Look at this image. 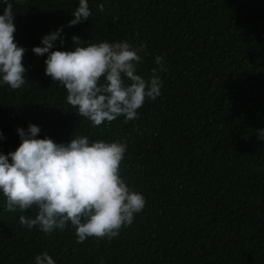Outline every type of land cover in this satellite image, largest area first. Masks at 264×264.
Segmentation results:
<instances>
[{
    "label": "trees",
    "instance_id": "1",
    "mask_svg": "<svg viewBox=\"0 0 264 264\" xmlns=\"http://www.w3.org/2000/svg\"><path fill=\"white\" fill-rule=\"evenodd\" d=\"M12 2L27 71L20 89L0 83V153L29 124L56 143L126 142L120 175L146 205L117 237L79 243L70 223L50 235L22 226L36 208L7 211L0 192V264H36L44 252L55 264H264V0H89L91 16L72 27L80 0ZM61 25L65 43L52 51L72 50L73 36L127 41L145 79L162 55L161 95L135 120L93 126L45 74L47 54L32 51Z\"/></svg>",
    "mask_w": 264,
    "mask_h": 264
},
{
    "label": "clouds",
    "instance_id": "2",
    "mask_svg": "<svg viewBox=\"0 0 264 264\" xmlns=\"http://www.w3.org/2000/svg\"><path fill=\"white\" fill-rule=\"evenodd\" d=\"M3 3L7 6L0 15V83L15 90L26 83L27 70L22 62L26 49L15 42L13 2ZM98 7L104 10V4ZM72 14L74 19L68 27L88 20L92 14L89 0H80ZM64 27L42 37V46L32 51L38 57L47 54L45 74L65 87L67 103L93 126L121 116L125 122L135 120L146 100L161 95L158 73L168 71L162 55L154 58L157 67L145 79L137 74L141 56L127 41L85 46L79 36H73L72 50L52 51L57 40L65 43ZM17 132L19 147L7 155L0 153V192L6 197L7 211L36 208L34 218L19 217L22 226H38L50 235L70 223L79 243L89 237L111 240L143 211L145 197L131 190L120 175L126 142L90 143L88 137L80 136L67 144L56 143L52 138H38L41 128L35 124H29L27 130L17 128ZM258 139L264 140V129H258ZM35 262L55 264L47 252L37 255Z\"/></svg>",
    "mask_w": 264,
    "mask_h": 264
}]
</instances>
